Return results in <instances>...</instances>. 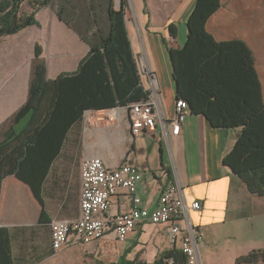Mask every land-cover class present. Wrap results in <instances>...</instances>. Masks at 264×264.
Instances as JSON below:
<instances>
[{
    "label": "crops",
    "instance_id": "0c3cea01",
    "mask_svg": "<svg viewBox=\"0 0 264 264\" xmlns=\"http://www.w3.org/2000/svg\"><path fill=\"white\" fill-rule=\"evenodd\" d=\"M71 1L68 11L73 12L71 15L77 28L85 30L87 19L82 20L81 3ZM118 1L115 0L116 10L119 9ZM128 1L126 26L134 55L158 80L160 117L156 129L134 136L125 110L86 111L82 122L69 130L43 179L44 212L29 184L19 180L13 172L6 175L1 183L0 228L9 231L12 264H91L98 256L99 242L73 245L60 252H55L51 245V224L58 220L74 221L79 217L81 165L90 156L103 158L109 166L124 163L139 169L143 175L139 197L142 206L151 211L158 208L165 189L178 183L187 206L193 202L201 205L200 210L189 212V218L201 233L202 247L207 244L211 230L229 225L241 231L264 203V197L251 194L243 181L223 163V158L236 143L239 130L215 129L203 115L190 114L181 133L173 135L177 92L169 48L178 49L184 44L177 42L178 31L176 38L170 35L168 26L172 23L176 27L179 22L187 24L196 0ZM57 4L37 11L39 27L32 25L0 39V142L4 128L7 147L1 157L8 162L16 163L20 157L21 143L14 142V136L29 121L27 116L14 124L15 133L10 137L9 120L29 98L36 46L43 48L41 58L46 61L48 80L74 72L90 51L79 32L61 21ZM213 23L215 29L211 26ZM207 29L219 41L238 39L246 42L253 50L257 64L251 41L264 40V0H222L221 8L210 19ZM140 72L143 87L149 91V77L142 70ZM9 167L7 165L5 169L9 170ZM120 210L123 208L116 201L112 213ZM171 243L168 225L141 223L122 243L123 246L127 244L122 258L154 262L164 252L179 248L178 244ZM132 244L139 248L133 251ZM200 244V261L205 264L207 250L204 247L201 251ZM252 248L260 250L264 245Z\"/></svg>",
    "mask_w": 264,
    "mask_h": 264
},
{
    "label": "trees",
    "instance_id": "16d2710c",
    "mask_svg": "<svg viewBox=\"0 0 264 264\" xmlns=\"http://www.w3.org/2000/svg\"><path fill=\"white\" fill-rule=\"evenodd\" d=\"M79 1L82 20L87 19L85 30L77 28L73 12L68 11L71 0L61 1L57 14L79 32L90 51L74 72L48 80L46 61L41 58L43 48L36 46L29 98L9 120L11 137L15 133L13 125L29 118L14 136V142L21 143L16 163L1 157L7 147L5 130H1L0 193L3 178L13 172L30 185L43 212V179L69 130L82 122L86 111L128 108L149 96L129 40L127 0H122L118 10L115 0ZM25 3L31 5V12L22 13ZM52 4L53 0H0V39L32 25L39 27L37 11ZM221 6L222 0H196L188 17L184 45L169 48L177 100H186L191 114L203 115L212 128L239 130L223 163L251 194L264 197V87L251 47L238 39L219 41L208 31L207 24ZM168 28L176 38L175 25L171 23ZM7 165L9 170L5 169ZM11 256L9 231L0 228V262L12 264ZM186 259L185 253L174 247L154 262L123 259L117 264H187ZM260 260H264V249L243 255L236 262L257 264Z\"/></svg>",
    "mask_w": 264,
    "mask_h": 264
},
{
    "label": "built area",
    "instance_id": "2783aa9c",
    "mask_svg": "<svg viewBox=\"0 0 264 264\" xmlns=\"http://www.w3.org/2000/svg\"><path fill=\"white\" fill-rule=\"evenodd\" d=\"M139 63L140 70L149 77L148 99L120 108L129 114L134 136L155 130L160 117L157 77L143 61ZM175 110L172 127L173 135L177 136L191 110L184 99L175 102ZM142 179L140 170L128 164L113 167L101 157L85 158L81 165L79 217L74 221L58 220L51 224L53 250L60 252L73 245L92 244L110 238L124 243L138 224H164L168 225L171 244H178L187 257V264H201L198 248L202 236L189 218L191 210L201 209L200 203L193 202L187 206L183 190L177 183L165 189L158 208L151 211L142 206L139 197ZM116 201L123 210L112 213Z\"/></svg>",
    "mask_w": 264,
    "mask_h": 264
},
{
    "label": "rangeland",
    "instance_id": "374dc122",
    "mask_svg": "<svg viewBox=\"0 0 264 264\" xmlns=\"http://www.w3.org/2000/svg\"><path fill=\"white\" fill-rule=\"evenodd\" d=\"M61 1L54 0V3L60 4ZM121 4L122 0H119V8ZM24 6L22 13L32 11L31 5L28 3H25ZM129 6L130 4L127 0L126 7L129 9ZM211 26L213 29L216 28L215 23L211 24ZM176 28L178 31L177 42L184 44L185 39H187L186 22L177 23ZM251 42L257 54V67L264 83V40ZM258 209L259 211L256 212L250 222L244 224L241 231H237L229 225L215 231L211 230L207 236V244L203 245V247L200 244L201 251L204 247L207 250V255L204 253V256L208 259L205 261V264H248L237 263L236 260L243 255L251 253L254 250L252 247L264 245V203ZM247 229L253 230L249 232ZM98 245V256L92 259L91 264H117L123 260L122 256L127 244L123 246L116 239H112L100 241ZM132 247L133 251H136L138 245L132 244ZM258 264H264V260H260Z\"/></svg>",
    "mask_w": 264,
    "mask_h": 264
},
{
    "label": "bare ground",
    "instance_id": "6f19581e",
    "mask_svg": "<svg viewBox=\"0 0 264 264\" xmlns=\"http://www.w3.org/2000/svg\"><path fill=\"white\" fill-rule=\"evenodd\" d=\"M181 250V249H180Z\"/></svg>",
    "mask_w": 264,
    "mask_h": 264
}]
</instances>
